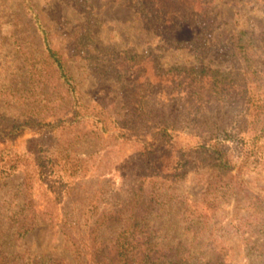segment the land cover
Listing matches in <instances>:
<instances>
[{"label": "rangeland", "instance_id": "obj_1", "mask_svg": "<svg viewBox=\"0 0 264 264\" xmlns=\"http://www.w3.org/2000/svg\"><path fill=\"white\" fill-rule=\"evenodd\" d=\"M32 2L50 34L52 45L63 54L76 83L82 101L77 108L93 117L98 112L111 114L117 125L115 131L124 133L127 138L124 144L118 140H111L110 144L108 141L111 150L98 152L103 141L88 132L92 118L73 123L69 149L82 155L95 153L89 162L95 173H88L82 178L83 185L76 184L70 194L62 195L57 218L58 223L65 219L70 221L71 234L86 264H95L88 224L94 205L104 200L121 204L136 187V173L145 171L148 184L158 182L154 191L159 195L147 215V225L153 230L164 229L171 236L186 235L181 208L176 202L188 196L204 203L205 189L209 181L215 180L214 167L199 159L202 141L217 139L227 144L237 165H240L241 154L247 150L249 159L240 169L235 167L231 174L240 173L251 191L264 196V135L258 130L259 104L264 95V54L254 55L252 67L247 69L231 45L233 35L240 29H248L255 39L262 40L264 0ZM163 8L180 13L174 23L173 38L163 34L166 24L160 17ZM8 27L12 33L20 35L19 39L39 43L38 33L22 1L0 0V149L29 157L35 170L32 193L42 208L46 205V196L55 198L56 192L62 193L68 187L65 182H71L72 178L63 172L59 160L57 144L61 138L47 124L52 121L46 110L50 104L45 105L37 98L35 104L42 105L38 114L43 117L41 125L11 129L16 117L31 109L22 99L9 100V86H17L12 89H19L22 95V87L31 91L37 89L29 83V80L34 81L16 52L17 46ZM133 52L136 55L130 57ZM156 64L163 71H157ZM176 64L225 71L224 86L219 80L221 75L216 80L209 74L192 81L184 70L169 69ZM251 70L255 73H249ZM258 79L262 84L259 88L255 87ZM162 123L168 124L165 130L158 129ZM8 130H12L9 136ZM133 140L155 142L148 145L153 150L148 168L134 159L140 148ZM169 156L181 160L176 165L178 174H172L173 181L168 183L163 181L160 168ZM181 172L185 173L179 176ZM1 180L0 251L16 255L12 264H36L39 257L47 259L51 254L74 263L70 241L57 224L41 221L26 235H15L13 227L5 221V207L17 201L13 191L21 184L22 173L16 170ZM98 186L103 188L104 196L99 197L94 192ZM164 191L172 193L167 204L163 201ZM219 200L223 205L218 211L220 222L226 225L223 232L234 234L233 238H226L230 253L226 264H264L263 256L256 257L257 250L251 249L246 255L241 238L234 240L239 234L236 226L240 224L239 215L231 210L234 200L232 203H229L230 197H219ZM214 209L208 208L210 212Z\"/></svg>", "mask_w": 264, "mask_h": 264}, {"label": "trees", "instance_id": "obj_2", "mask_svg": "<svg viewBox=\"0 0 264 264\" xmlns=\"http://www.w3.org/2000/svg\"><path fill=\"white\" fill-rule=\"evenodd\" d=\"M21 1L38 33L39 43L21 40L18 38L20 35L17 32L12 33L9 27L8 30L11 31L10 35L15 46H17L16 52L21 55L25 69L34 81L32 83L29 80V83L37 91L22 87L20 89L24 92L22 95L19 89H12L14 85L9 86L11 89L9 100L18 101L22 99L24 105L31 109V112L26 111V114L17 116L15 125H11V129H24L41 125L43 117L38 114L39 111H42V105L39 107L35 104L37 98L44 101L45 105L50 104L51 107L46 110L52 121L46 122L53 127L54 134L61 138L57 144L58 153H60L59 160L63 172L72 178V181L65 182L68 187L62 193L56 192L55 198L46 196V205L40 208L39 202L32 193L35 170L32 169L33 165H31L29 157L24 153L19 154L0 149V183L2 182L1 179L14 174L16 170H20L22 173V182L16 185L13 191L17 201L6 204L5 221L13 227V232L18 237L26 235L41 221L50 225L57 224L65 234L70 241L69 246L75 262L71 263L51 254L47 256V259L46 257H39L36 264H86L71 234L72 225L69 223L70 221L65 219L58 223L57 218V206L62 195L70 194L76 184L79 185L78 187L83 185L82 178L88 173H95L94 169H91L92 164L89 163L95 153L82 155L76 153L74 149H69L72 142V132H74L73 123L92 118L93 122L88 128V132L103 141L98 152L111 150L112 145L109 146L108 141L110 144L111 140H118L124 144L127 138L124 133L115 131L117 125L111 114L98 112L94 113L93 117L77 108L78 105L82 104V101L78 97L76 83L66 67L63 54L52 45L50 34L40 19L32 0ZM160 13V17L166 21L163 34L173 38L174 23L180 13H176V10L170 11L168 8H163ZM231 45L243 59L248 69L252 67L254 55L264 54V33L262 40H258L255 39L252 31L240 29L233 35ZM134 55H136L135 52L131 53L130 57H134ZM155 66L157 71H163V68L158 64ZM169 69L184 70L192 81L199 76L206 77L209 74L210 78L216 80L217 76L221 75L222 78L219 80L223 84L225 75V71L208 69L205 66L195 67L194 65L176 64ZM249 73L254 74L255 72L251 70ZM255 82H257L255 87H261L262 84L259 79ZM259 107L261 116L258 130L264 135V95L260 100ZM167 125L162 123L158 129L165 130ZM11 132L12 130H8L6 134L9 136ZM154 143H139L133 140V144L140 148L134 159L147 168L150 163L149 155L153 153L149 146ZM199 144L201 147L198 152L199 159L203 164L214 167L215 176L213 175V178L215 180L209 181L205 189V196L202 200L205 201L204 203H200L199 199L194 200L185 195L178 200L179 202H176L181 208V220L184 221L183 228L187 230L186 235L171 236L164 229L153 230L147 225V215L152 211L153 204L157 201L158 196L156 195H159L158 192L154 191L158 182L154 181L148 184L146 181V179L148 180L147 173L141 172V168H139L138 172L141 173L135 175L136 187L132 189L131 196L123 200L121 204L109 203L104 200L97 203L96 206L94 205L95 211L91 214L92 220L88 224L90 244L95 250L93 260L95 264H226L230 256L226 238H233L234 234L232 233V235L228 231L224 233L226 225L225 222H220L221 216L218 213L223 206L219 197H226V199L230 197L229 203H232L233 199L231 210L240 217V224L236 226V231L239 234L234 240H237L238 237L241 238L246 248V255L250 254L251 249H255L257 250L256 257L263 256L264 258V196L251 191L248 182L243 179L240 173L231 174L235 167L240 169L249 159L247 150L241 154L240 165H237L233 152L227 144L217 139H208ZM180 160L170 156L165 159L164 165L160 168V172L163 170L161 175L163 181L168 183L173 181L172 174L173 176L178 174L175 170ZM184 173L181 172L179 176L184 175ZM144 187L145 191L142 192ZM94 192L99 197L105 195L101 186L96 187ZM162 194L164 195V203H169L172 199V193L164 191ZM210 207L215 208L213 212L208 210ZM113 226L115 228L112 231H106ZM16 259V255H6L0 251V264H12ZM258 259L260 260V258Z\"/></svg>", "mask_w": 264, "mask_h": 264}]
</instances>
